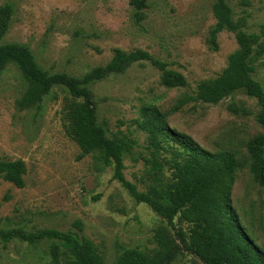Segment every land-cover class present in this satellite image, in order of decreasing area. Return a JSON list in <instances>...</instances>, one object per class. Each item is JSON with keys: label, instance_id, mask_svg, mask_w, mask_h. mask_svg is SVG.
Masks as SVG:
<instances>
[{"label": "rangeland", "instance_id": "1", "mask_svg": "<svg viewBox=\"0 0 264 264\" xmlns=\"http://www.w3.org/2000/svg\"><path fill=\"white\" fill-rule=\"evenodd\" d=\"M130 1L0 0V5H13L9 31L0 43L28 46L48 73L81 77L108 64L114 50L121 49L143 50L182 74L186 87L170 89L161 84L159 70L150 64H134L124 74L93 84L99 123L108 137L135 141L124 158V175L139 192L151 183V165L144 161L152 157L146 148L149 138L137 124L146 108L166 114L171 129L189 135L204 149L234 153L241 166L235 174L232 205L242 226L264 251V186L254 182L247 153L248 142L264 135V127L255 119L260 108L243 93L218 105L195 100L199 83L221 75L229 56L238 50L235 35L221 32L218 50L211 48L209 38L216 25L213 0H149L140 25L134 23ZM225 1L240 29L259 39L253 48V64L255 79L264 88V50L260 48L264 45V0ZM25 88L14 66L0 72V161L22 160L27 169L22 189L0 180V264H54L52 250L58 241L4 242V232L19 229L78 233L96 245L105 264H115L128 250L151 253L160 226H169L174 235H188L189 225L177 218L169 224L146 204H138L113 179L114 168L105 167L97 153L78 159L81 151L65 132L64 104L70 96L64 88H55L41 108L20 110L17 101ZM182 101L187 102L174 111ZM231 103L252 115L231 113ZM163 177L165 181L171 177L166 164ZM174 264L202 263L183 250Z\"/></svg>", "mask_w": 264, "mask_h": 264}, {"label": "trees", "instance_id": "2", "mask_svg": "<svg viewBox=\"0 0 264 264\" xmlns=\"http://www.w3.org/2000/svg\"><path fill=\"white\" fill-rule=\"evenodd\" d=\"M130 6L134 12V23L140 25L149 8V0H131ZM212 13L216 25L209 38L211 48L218 50V34L223 31L235 35L239 48L229 56L228 65L221 75L199 83L195 100L218 105L243 93L257 102L260 110L255 119L264 127V88L255 79L257 68L253 64V48L259 39L240 29V22L235 20L233 9L225 0H213ZM12 17L13 5H0V42L9 31ZM260 48L264 50V45ZM134 64H150L159 70L161 84L167 88L186 87L182 74L169 70L166 63L143 50L127 52L116 49L108 64L75 77L66 72L48 73L26 45L0 43V72L14 66L25 83V91L17 101L20 110L41 108L55 88H64L70 96L64 104L65 132L81 151L78 159L97 153L105 167L114 168L113 179L121 183L138 204H146L169 224L177 218L179 223L190 226L187 236L183 232L174 235L169 226H160L154 235L155 250L151 253L125 251L115 264H174L183 250L193 254L202 264H264V251L242 226L232 205L235 174L241 166L234 153H212L204 149L189 135L171 129L166 124V114L146 108L137 124L149 138L146 148L152 157L144 158V161L151 165L148 171L151 183L145 192H139L136 185L126 180L124 158L133 150L135 141L127 137H108L107 130L99 123L91 86L111 76L124 74ZM186 102H180L174 111H179ZM228 110L252 115L235 103L228 105ZM163 153L169 157L161 156ZM247 153L253 180L263 187L264 135L248 142ZM164 164L171 170L167 181L163 177ZM26 174L22 160L0 161V180L22 189L26 186ZM76 228L81 229L79 225ZM2 237L6 243L14 239L30 245L45 239L60 242L52 250L54 264H105L96 245L73 231L27 233L19 229L4 232ZM61 256L65 257L63 262Z\"/></svg>", "mask_w": 264, "mask_h": 264}]
</instances>
